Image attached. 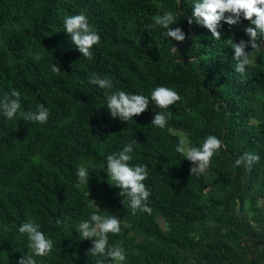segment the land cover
Returning a JSON list of instances; mask_svg holds the SVG:
<instances>
[{
    "label": "trees",
    "instance_id": "obj_1",
    "mask_svg": "<svg viewBox=\"0 0 264 264\" xmlns=\"http://www.w3.org/2000/svg\"><path fill=\"white\" fill-rule=\"evenodd\" d=\"M193 2L0 0V98L16 89L21 111L43 104L50 113L45 124L0 115V264L33 254L18 231L28 220L54 242L47 256L33 254L36 264H95L86 255L92 240H81L77 227L97 211L90 200L121 220V231L108 240L121 242L123 264H264V47L243 76L236 73L228 39L247 41L249 22H221L217 41L203 26L188 25ZM164 11L176 14L171 27L186 33L184 42L150 27ZM81 12L100 36L91 60L64 31L65 17ZM171 44L179 54L170 53ZM54 64L61 72L52 71ZM93 72L109 77L112 91L150 99L166 86L181 100L168 109L150 102L122 122L110 117L105 90L88 83ZM162 111L172 114L163 129L151 124ZM179 132L195 147L209 135L222 140L203 174L190 175L194 165L175 151ZM132 139L138 145L131 163L148 168L151 214H134L106 174V157ZM245 152L259 161L234 167ZM82 163L87 186L76 176ZM58 218L69 227L58 226Z\"/></svg>",
    "mask_w": 264,
    "mask_h": 264
},
{
    "label": "clouds",
    "instance_id": "obj_2",
    "mask_svg": "<svg viewBox=\"0 0 264 264\" xmlns=\"http://www.w3.org/2000/svg\"><path fill=\"white\" fill-rule=\"evenodd\" d=\"M179 16L186 15L178 11ZM227 14V15H226ZM189 26H203L219 41L221 40V22L231 26H239L241 18L249 22V26L243 31L249 39L233 42L229 38L230 48L234 52L233 60L235 63L234 71L243 74L246 68L254 63L253 56L264 47V0H194L192 13L186 16ZM177 23L176 14L172 11H164L162 15L155 17L152 28L159 26L165 31L162 35L177 44L187 39L186 33L180 28H172ZM64 31L70 37L71 43L79 51L81 56L91 60L94 56L93 46L100 43V36L90 25L87 15L81 12L76 15L67 16L64 19ZM136 44L139 46L140 37ZM251 51H247V49ZM170 53L179 54V49L171 44ZM36 59H41L36 56ZM181 62V61H177ZM54 73L61 72L58 64L52 66ZM88 83L104 89L106 98V109L113 119H119L122 122L132 120L134 116L144 113L150 102H154L160 109H168L181 100V96L173 88L158 86L151 91L150 99L142 94L128 93L125 90L113 89L112 80L107 77H101L99 74L91 73ZM21 93L12 89L0 98V115L12 120L19 114L24 120L45 124L49 118V110L43 104H37L35 111H21L20 102ZM171 112H156L151 124L161 129L165 128L168 120L171 118ZM138 143L132 139L121 151L110 154L106 157V174L111 186L118 188L119 195L126 198L132 212L137 211L151 214L152 208L148 205L151 195L150 190L144 181L148 178V168L146 165H133V149ZM224 147L222 140L214 135L207 136L200 147L191 145L187 139H181L175 148V151L188 160L193 167L190 168V175L203 174L210 166L213 156L218 150ZM259 161V156L253 152H245L235 159L234 167L252 165ZM76 176L79 184L87 186L89 180L88 167L80 164L76 170ZM89 197V192H86ZM97 211L93 212L87 220H82L78 224V233L81 240H92V246L87 250V256L96 257L95 264H106V260L113 264H123L126 260L124 248L121 242L109 245L108 234H117L121 231V220L116 216L102 212L95 206V202L90 200ZM55 223L61 227H69L67 218L57 219ZM18 231L26 234L35 256H47L53 249V240L46 237L40 230V225L32 220H28L19 226ZM33 254L22 255L17 264H36Z\"/></svg>",
    "mask_w": 264,
    "mask_h": 264
},
{
    "label": "rangeland",
    "instance_id": "obj_3",
    "mask_svg": "<svg viewBox=\"0 0 264 264\" xmlns=\"http://www.w3.org/2000/svg\"><path fill=\"white\" fill-rule=\"evenodd\" d=\"M179 135H180L181 137L184 136L183 133H181V132H179ZM182 138H183V137H182ZM183 139H184V138H183ZM101 207H102V206H101Z\"/></svg>",
    "mask_w": 264,
    "mask_h": 264
}]
</instances>
